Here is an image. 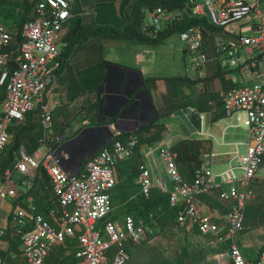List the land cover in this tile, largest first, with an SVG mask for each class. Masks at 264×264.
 <instances>
[{
  "label": "built area",
  "instance_id": "1",
  "mask_svg": "<svg viewBox=\"0 0 264 264\" xmlns=\"http://www.w3.org/2000/svg\"><path fill=\"white\" fill-rule=\"evenodd\" d=\"M76 0H40L35 18L22 27V40L14 42L13 32L0 23V87H6V98L0 106V154L11 139L10 127L36 112L44 128L40 145L33 153L21 146L14 170L8 169L0 181V199L17 195L14 173L23 177L21 185L31 187L27 180L38 169L47 173L58 207L45 213L31 202L28 207L17 206L11 213V225L22 238V250L27 264H48L53 247L66 239H77L75 264H127L130 248L148 239L147 225L127 214L114 217L112 193L117 185L116 170L131 158L140 140L136 134L123 137L113 123L111 144L89 157L82 171L69 164V153L57 148L61 134L50 132L54 125L53 103L49 89L55 86L61 66L63 35L73 16ZM193 12L206 16L218 28L250 20L252 34H241L236 45L223 38L215 39L217 55L226 54L232 67L242 64L240 49L249 60L259 65V80L250 85L225 91L224 110L227 117L249 131L250 144L238 157V166L215 173L210 160L193 170V180L180 171L177 152L160 147L159 153L167 166L172 187L162 178H153L143 169L138 178L141 194L149 199L154 189L166 194L172 207L178 209L177 224L187 232L198 231L208 238V245L217 247L216 264H264V249L254 260L247 259L238 244L245 230L247 200L254 195L253 182L264 171V0H190ZM174 11L162 7L147 13L142 24L148 35H156L165 23L174 20ZM186 52L196 70L209 62L201 26H192L180 33ZM221 189L220 199L229 203L224 222L220 224L204 205L200 196ZM5 228L0 223V237ZM0 264L3 258L0 255Z\"/></svg>",
  "mask_w": 264,
  "mask_h": 264
},
{
  "label": "crops",
  "instance_id": "2",
  "mask_svg": "<svg viewBox=\"0 0 264 264\" xmlns=\"http://www.w3.org/2000/svg\"><path fill=\"white\" fill-rule=\"evenodd\" d=\"M116 8L119 9L117 5ZM84 22L90 23L89 19H84ZM65 32L66 29L64 34ZM240 35H226L224 38L218 35L216 30L207 31L204 44L210 60L200 70L193 68L182 40L180 46L167 45L170 37L155 45L135 40L98 37L76 45L63 70L58 71L55 86L49 89L54 108L74 104L70 97L69 80L65 78L71 69L70 66L73 80L71 82L84 85L88 83L91 86L85 88L86 90H78L76 94L83 97L88 91L94 93V87L99 89L94 101L80 104L81 113L87 110L91 112L86 117L87 120L77 126H71L73 121L66 122L63 128L53 131L63 136L57 148L69 153V164L80 172L89 156L98 153L111 141L110 125L115 123L124 137L133 134L139 136L140 143L135 155H141V159L136 163L140 173L143 169H148L153 178H162L171 187L166 163L159 153L160 147H167L178 153L180 171L189 181L193 180L194 168L204 161L210 160L218 166L226 163L234 166V159L241 156L242 134L238 132L239 123L224 116L223 96L228 89L250 85L247 84L246 78L256 77L254 82H257L260 79L259 69H262L263 65L249 60V55L240 49L242 64L232 67L226 54H216L215 39L220 37L228 44L236 45ZM66 45L63 41L62 51ZM164 45L168 47L161 52L160 49ZM56 89L61 91L56 92ZM101 101L104 104H100ZM30 120L31 117L27 115L24 121L17 124L22 127ZM37 122H40V118L35 117L34 125ZM180 122L185 124V130L173 127ZM100 125L108 126L110 134H102V131L94 129ZM42 137L43 134L34 133L33 128L29 133H25L22 145L28 152L33 153L39 147ZM82 161L84 162L81 165ZM138 166L125 161L117 167V185L112 193L115 209V205L130 206L139 202V176L135 180L130 177V172ZM20 177H14L13 183L20 184ZM45 185L46 190L50 191L44 194L49 202L54 199V193L51 184ZM17 189L22 191L21 201L18 202L21 206L28 207L31 202H37L35 196L39 195L36 192L28 193L29 189L24 185H18ZM220 190L204 194L199 200L206 211L222 224L229 203L220 199ZM15 201L11 196L0 199V223L5 228V234L0 237L3 264H27L22 250V238L11 225V213L15 204L17 205ZM253 232L254 230H244L238 240L244 255L246 249L254 242ZM75 240L77 248L78 241ZM208 249L215 250L216 254L218 252L217 247L208 245ZM260 250L254 257H245L254 260Z\"/></svg>",
  "mask_w": 264,
  "mask_h": 264
},
{
  "label": "rangeland",
  "instance_id": "3",
  "mask_svg": "<svg viewBox=\"0 0 264 264\" xmlns=\"http://www.w3.org/2000/svg\"><path fill=\"white\" fill-rule=\"evenodd\" d=\"M3 1L4 2L1 3L2 6L0 7V23L2 22L10 28V30L13 32L14 42H17L16 40L17 26L15 25L14 18L19 14V11L22 8V6H16L15 2L19 1L20 3H22V0H3ZM95 1L109 2V0H76L75 9L77 11H81L83 10L82 9L83 6L84 8L83 14L85 16V19L90 20L92 15L95 13V6H93V4H95ZM116 1H117L116 5L119 7L121 0H116ZM246 1L256 2L257 0H246ZM202 2L203 0H198V3H202ZM13 3L15 4V6L11 5ZM6 7H9L12 10L9 17L3 11V9H8ZM179 13H180L179 11L175 12L174 16L178 15ZM146 22L147 23L151 22V18L149 15L146 18ZM216 33L224 38H226V35L238 36L242 33L252 34L253 25L252 22H250V20H246L241 23L229 24L225 28H218L216 30ZM169 37L170 38L168 40L169 42H167V45L180 46L179 43L181 39L179 33H175ZM172 41H174L175 43L177 42L178 44L177 43L175 44ZM167 45L162 46L160 51L161 52L164 51L163 49H166L168 47ZM108 53L109 51L107 50V54ZM70 68L71 69H69L68 71L69 73L65 76V78L66 80H69L68 85L70 90V97L72 98L71 101L74 102V104L67 106L60 105L58 106V108L53 109L54 125L52 127V130H50V132L51 131L53 132L58 128L59 129L63 128L66 122L73 121V125L71 126L74 125L77 126L81 122H83V120H87L86 117H88L91 112L87 110L85 113L83 112L81 113L80 104L81 103L89 104L90 101H94V98H96L97 91L99 89L94 87L92 89L94 93L88 91L87 93H85L83 97L82 95L76 94L78 90L80 91L82 89L86 90L85 88L88 87L90 88L91 86L88 83L87 84L85 83L84 85L81 83L71 82L73 81L72 66H70ZM246 79H247L246 80L247 84L248 83L251 84L257 80L256 77L252 79L251 78H246ZM64 86L66 85L64 84ZM56 90H57L56 92L61 91L60 89H56ZM75 104L78 106L75 107L76 106ZM230 121L236 122L234 118H232ZM239 126L240 127L238 128V132L242 134L240 138L241 141L243 142V144L240 147V155H242L246 153L247 150L246 147L249 144L250 138H249L248 129L246 127L241 126L240 124ZM173 127L181 128L180 130L183 129L185 130V124L181 122L179 124H175ZM34 133L44 135V128L41 122L35 123ZM134 156L135 154L132 157ZM232 164L234 166H238L239 159L235 158ZM229 167H230L229 163L220 166H218L216 163H212V168L215 173H220L228 169ZM34 177L35 176L33 175L31 178H28L27 180L33 183ZM22 179L23 178L19 180L20 184H14L16 185V188L18 187V185L20 186L22 184L23 181ZM45 184L50 185L49 178L47 176L46 177L42 176L41 178H38V181H36L34 187L24 186L25 188L29 189L28 193L32 191V192H36L37 195H39L37 197L35 196V198L39 201L40 204L39 203L37 204L40 207H44L48 202L44 194L49 193L50 191L46 190ZM252 190L254 192V195L247 200L244 225H245V232H250V230H254V232L252 233L254 235L253 236L254 242L251 246H249L246 249L245 256L247 257L250 256L254 257V255H256L264 245V171H261L259 178H257L253 182ZM21 193L22 191L17 189V195L11 197L16 200L15 202H17V205L15 204V208L19 205L20 206L22 205L20 203L18 204V202L21 201L20 200ZM115 206H116L115 212H119V213L121 212L122 214H124L127 213L129 209H131L130 213L135 215V211H136L134 208L135 205H130V206L115 205ZM138 207L139 205H137V208ZM136 217L139 218L138 216ZM147 233H148V239L146 241L139 244H135L130 248L131 259L127 264H216L215 261L216 251L213 249L211 250L208 249V238L202 235L199 231L187 232L184 229H181L176 224V222L175 223L173 222L170 223L165 229L161 228V225H158L156 223L153 225L147 223ZM75 244H76V240L69 238L64 240L63 242H58L53 247L52 253L48 258L50 264H58V263L60 264L59 262L60 260L64 261L63 264H70V261L72 260L71 255L72 253L74 255V251L76 250ZM71 264H73V262Z\"/></svg>",
  "mask_w": 264,
  "mask_h": 264
},
{
  "label": "trees",
  "instance_id": "4",
  "mask_svg": "<svg viewBox=\"0 0 264 264\" xmlns=\"http://www.w3.org/2000/svg\"><path fill=\"white\" fill-rule=\"evenodd\" d=\"M39 1L40 0H22V3H20L19 1L15 2L16 6H22L19 14L14 18L15 25L17 26V42H20L22 40L21 32L24 23L30 19L35 18V7ZM2 2L4 1L0 0V7L2 6ZM115 2L116 0H109V2L95 1V4H93V6H95V13L89 20L90 23H85V16L83 14L84 8L82 6L83 10L77 11L75 9V1L73 7V16L67 22L66 32L63 36V41L66 42L67 45L66 48L62 51L60 59L61 66L59 71L63 70L65 62L70 56L71 52H73L75 46L78 44H82L93 37L113 38L116 40H135L139 43L155 45L160 44L166 38L175 33L180 34L181 32L192 26H201L205 33L210 30L218 29V27H215L210 23L208 17H201L193 12L190 6V0H121L119 9L116 8ZM15 4L13 3L11 5L15 6ZM158 7H162L174 12L179 11L180 13L174 17L173 21L166 24L165 28L160 30L156 35H148L143 31L142 24L147 18V13L150 10H154ZM6 8L8 9H3V11L9 17L12 10L9 7ZM5 98L6 87L2 86L0 87V106L4 102ZM28 115L31 117V120L28 121L27 125H23L22 127H20L19 124L15 122L14 125L10 127L12 140L9 141L5 150L0 154V181L4 178V175L8 169L14 170L15 163L18 158L19 149L22 146V141L24 140V135L25 133H29L31 130H33L35 126L34 118H39L36 112H31ZM113 121H115V119ZM94 129L102 131V134H110L108 126L100 125L98 127H95ZM110 143L111 141L105 144L104 147L108 146ZM140 159L141 155L136 154L126 162L128 164L138 166V164L136 163ZM139 174L140 168L138 166L137 168H135V170L130 172V177L132 180H135V178H137ZM18 175V173H14V177H17ZM42 176L48 177L47 173L44 172L43 169H38L36 171V176L34 177L33 185L36 183V181H38V178H41ZM21 178L23 177H20V179ZM37 203H39L38 200L36 204ZM57 205L58 202L54 196V199L49 200V202H47L44 207H40L39 205L38 207L41 211L47 212L49 208L56 207ZM137 205H139L138 208ZM134 208L136 210L135 215L130 213L131 209H129V211L124 214H122L121 212H115V210L114 217L122 218L127 214H132L133 216H135L137 221L142 220L145 223L147 222L152 225L156 223L158 225H161V228L163 229H165L170 223L176 222L177 224L176 218L178 209L170 205L168 196L161 193L159 189H154L149 199L145 198L141 194L139 202L135 204ZM136 216H138L139 218H137ZM194 231H198V229H195ZM262 249H264V247H262ZM71 256L72 260L70 261V264L72 262L73 264H75V257L73 253ZM59 262L60 264H63L64 261L60 260ZM48 264H50V262H48Z\"/></svg>",
  "mask_w": 264,
  "mask_h": 264
},
{
  "label": "water",
  "instance_id": "5",
  "mask_svg": "<svg viewBox=\"0 0 264 264\" xmlns=\"http://www.w3.org/2000/svg\"><path fill=\"white\" fill-rule=\"evenodd\" d=\"M100 104H104L103 101H101ZM89 157H91V156H89ZM83 162H84V161L81 162V165L83 164ZM81 165H80V166H81ZM78 171H79V169H77V171H76L75 173H77Z\"/></svg>",
  "mask_w": 264,
  "mask_h": 264
}]
</instances>
